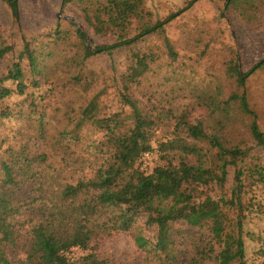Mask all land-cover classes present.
I'll list each match as a JSON object with an SVG mask.
<instances>
[{
	"label": "trees",
	"instance_id": "1",
	"mask_svg": "<svg viewBox=\"0 0 264 264\" xmlns=\"http://www.w3.org/2000/svg\"><path fill=\"white\" fill-rule=\"evenodd\" d=\"M85 1L79 0L80 3ZM87 1L83 10L89 25L98 32H115L114 44L96 46L92 50L87 46V35L82 29L75 28L78 41L73 42L62 40L57 30L52 47L58 50V41H62L60 57L64 64L50 66L47 60L54 52H47V45L34 48L25 39L23 52L2 78V82L16 84L19 96L26 95L28 108L18 113L27 126L25 133L18 134L26 142L17 149L8 147L1 151L0 146V264H105L92 251V243L115 232H130L143 216L148 226L157 229L156 241L150 243L139 233L134 234V238L139 249L154 257L157 264L181 263L172 233L174 224L179 221L200 234H196L198 236H194L191 245L183 251L189 257V264H246V216L240 197L242 170L237 172L235 179L240 185L231 198L222 195L216 199L208 189L224 188L228 168L243 162L247 156L245 151L229 146L218 134L207 131L202 121H187L183 113L174 116L177 122L173 137L157 143V151L165 163L146 172L142 169L143 159L147 153L153 155L156 151L153 143L159 127L139 101L130 94L124 95L125 103L132 109L130 117H126L132 119L130 122L115 116L101 119L95 99L83 103L79 112L73 107L75 100L68 99L69 94L87 95L93 89L94 81H82L83 61L132 46L150 35L164 34L167 24L199 0L189 1L183 9L154 23L151 19L142 23L146 13L143 0ZM223 1L227 11L247 16L257 8L254 5L259 0ZM261 1L263 4L264 0ZM6 2L13 18L19 21V0ZM91 8H95L92 13ZM134 20L142 25L138 27L139 33L130 36L128 29ZM70 45L77 49L74 56L66 50ZM165 45L168 55L176 59L177 53L168 39ZM12 51V46L1 44L0 59ZM136 58L125 80L139 86L154 62L146 55L137 54ZM24 59L33 77L31 84L26 81ZM263 67L264 60L244 73L231 65L228 74L235 79L236 89L226 99L209 95V104L224 114L227 122L239 114L250 119L248 129L258 146H264V132L246 93L240 92L248 77ZM30 87L38 90L48 87L50 94H27ZM14 92L9 88L1 89L0 100ZM59 112H64L67 123L51 131L50 126L58 120L56 113ZM4 114L0 112V119ZM90 122L106 131L93 151L72 144L79 142V132L81 134L84 125ZM188 140L194 142L190 144ZM32 142H42L45 149L39 150L36 146L34 151ZM201 143L206 145V155H211L209 164L201 159L200 151L204 149ZM171 152L180 154L178 163ZM190 156L198 157V162L188 160ZM42 165L46 169L43 170ZM38 167L50 175L43 177ZM87 170L91 173H85ZM261 170L263 167L259 164L248 169L251 185ZM27 187L31 190L21 195ZM9 248L21 250L25 257L12 260ZM73 248L89 253L75 259L68 255Z\"/></svg>",
	"mask_w": 264,
	"mask_h": 264
},
{
	"label": "rangeland",
	"instance_id": "2",
	"mask_svg": "<svg viewBox=\"0 0 264 264\" xmlns=\"http://www.w3.org/2000/svg\"><path fill=\"white\" fill-rule=\"evenodd\" d=\"M191 0H143L145 17L142 23L151 19V22L164 20L168 15L183 9ZM86 0H19L20 20L16 21L6 0H0V45H10L13 51L0 59V90L13 89L15 92L0 100V112L5 113L0 119V146L2 150L8 147L19 148L26 141L21 139L19 132L27 131L26 123L21 120L19 111L28 108L25 96L16 93V84L12 81L2 82L14 61L24 50L25 39L29 40L32 47L37 48L47 45V52L53 51L54 56L47 60L52 66L64 64L60 54L63 55V43L58 41L59 49L52 47L55 42V32L60 30L59 37L68 41H78L74 34L75 28L82 29L87 35V46L92 50L96 46L114 44L117 34L113 31L98 32L89 25L84 12L88 5ZM259 0L247 16L240 12L227 11L223 0H199L186 12L174 21L167 24L164 34H153L144 40L129 47L118 49L110 54H98L81 63L82 81H94L93 89L87 94L68 95V99L75 100L76 111L88 101H98V116L101 119L115 116L121 120L132 121V109L125 103L124 95L130 94L141 103V108L152 115L158 123L156 141L153 148L156 150L151 159H143L142 169L151 172L154 167L165 163L157 151L158 141H166L173 137L174 127L177 122L174 116L184 115L187 121L195 123L202 121L206 130L218 134L229 146L240 147L247 153L243 162L228 168L227 181L223 189L212 186L209 193L219 199L222 195L231 198L237 185L236 175L241 169L243 172L240 197L243 205L244 237L247 246L246 264H264V146H258L250 135L248 129L249 118L239 116L226 121L225 115L220 114L214 105L209 103V95L226 99L236 89L235 79L228 74L231 65L239 67L247 73L258 63L264 60V3ZM95 8H91L92 13ZM150 14V16L148 15ZM250 16V17H249ZM138 20L129 26L128 33L134 36L139 33ZM75 27H74V26ZM168 39L177 58L168 55L165 45ZM69 55L74 56L77 49L70 45L66 47ZM137 54L148 56L151 70L139 86L130 85L125 76L129 67L135 65ZM26 81L31 84L33 77L28 68V62L23 60ZM48 87L41 89L29 88L27 94H50ZM131 89V91H130ZM253 111L258 116V124L264 132V67L255 71L246 80L244 89ZM98 96V97H97ZM78 101H77V99ZM49 98L46 100L48 101ZM173 114H168L170 112ZM234 112V111H232ZM173 115V116H172ZM57 121L50 126L56 130L60 125L67 123L64 112L56 113ZM73 127V126H71ZM70 127V128H71ZM79 132V142L72 143L79 147H94L106 135L93 123L84 125ZM4 140V142H2ZM193 140H188L192 144ZM33 150L45 149L42 142L31 143ZM201 153L205 164L211 161L206 145ZM171 157L178 163L180 154L171 152ZM188 160L198 162V157L190 156ZM255 164L263 167L256 178H248V169ZM42 169L46 166L42 165ZM38 170L42 171L38 167ZM85 173H91L87 170ZM43 177L50 175L42 171ZM45 180L44 178H42ZM255 179V180H254ZM28 188V187H27ZM206 188V190H208ZM30 189L20 192L21 195ZM26 230V229H25ZM25 230L22 232L24 235ZM139 233L155 243L157 229L147 225L146 216L140 217L130 232H119L107 235L97 242L92 243L91 249L96 252L105 264H157L154 257L139 249L134 234ZM173 240L175 251L180 255V264H189V257L183 253L200 235L195 229L187 226L184 221H179L173 227ZM198 234V235H196ZM190 248V246H189ZM188 248V249H189ZM12 260L23 259L25 256L19 249H8ZM89 251L73 248L68 255L79 258ZM164 257V256H163ZM208 264H215L208 262Z\"/></svg>",
	"mask_w": 264,
	"mask_h": 264
},
{
	"label": "built area",
	"instance_id": "3",
	"mask_svg": "<svg viewBox=\"0 0 264 264\" xmlns=\"http://www.w3.org/2000/svg\"><path fill=\"white\" fill-rule=\"evenodd\" d=\"M145 160H149L151 159V154L150 153H147L144 157Z\"/></svg>",
	"mask_w": 264,
	"mask_h": 264
}]
</instances>
